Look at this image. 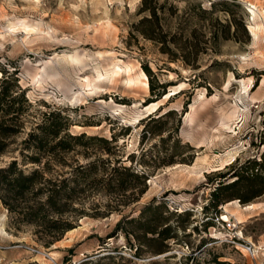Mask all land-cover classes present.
<instances>
[{
	"label": "rangeland",
	"instance_id": "obj_1",
	"mask_svg": "<svg viewBox=\"0 0 264 264\" xmlns=\"http://www.w3.org/2000/svg\"><path fill=\"white\" fill-rule=\"evenodd\" d=\"M155 1L168 42L175 36L180 46H197L192 67L177 45L163 53L134 32L148 16L139 14L141 0H0V69L16 73L32 106L0 168L17 160L25 171L43 169L46 160L22 162L21 144L36 115L55 111L68 118L71 135L85 138L64 164L50 161L45 176L60 182L76 164L99 161L80 181L78 211L64 217L73 229L49 246L33 226H16L0 201V264H264V252L253 260L239 245L264 247V194L242 224L227 212L238 200L217 215L211 206L219 185L264 157V0ZM119 166L145 185L107 187ZM155 216L176 236L161 253L146 231Z\"/></svg>",
	"mask_w": 264,
	"mask_h": 264
},
{
	"label": "trees",
	"instance_id": "obj_2",
	"mask_svg": "<svg viewBox=\"0 0 264 264\" xmlns=\"http://www.w3.org/2000/svg\"><path fill=\"white\" fill-rule=\"evenodd\" d=\"M219 5L226 6L223 1ZM212 8L216 4L211 5ZM164 11L155 0H141L139 14L147 13L148 16L142 17L133 30L142 38L153 41L161 45L163 53H170L167 43L177 45L182 53L181 60L187 66L192 67L196 59V45H181L176 37L168 42L167 35L164 34V22L160 13ZM207 14L205 10H201ZM228 12V10L226 11ZM211 41L215 43L218 34H211ZM223 39H227L226 37ZM208 44V43H207ZM192 57V58H191ZM149 74V69L144 67ZM0 157L8 154L13 145V139L22 132L26 120H28L31 104L25 98L24 91L18 85L16 73L0 69ZM163 88V87H162ZM155 88L150 86L153 93ZM160 96V94H159ZM61 112L41 113L35 128L28 134L26 140L22 142L23 149L21 155L22 162H28L40 166L46 160L43 169H32L25 171L20 168L17 160L11 161L7 166L0 168V201L10 214L15 216L14 224L31 225L34 227V236L37 241L46 246L59 241L63 235L73 229V225L65 216L77 212L73 208L76 201V194L81 189L80 181L87 180L88 177L96 174L99 170L98 162L89 163L86 166L76 164L72 168L71 174L62 181H53L45 176L44 170L50 161L63 163L62 157L73 152L77 146H83L81 141L84 135L74 136L68 132L69 120L61 116ZM34 116V117H36ZM89 141H96L102 145H109L110 141L103 138L90 137ZM24 151H32L33 154H25ZM249 163V162H248ZM64 164V163H63ZM101 172L106 174L109 169L101 161ZM114 174L107 178V187L113 186L118 191L130 189L133 180L142 179L126 167L112 168ZM120 171V172H119ZM232 178H236L229 184H221L212 193L211 206L215 214L219 213L218 207L223 203L238 200L241 204H251V202L264 194V157L258 162L254 161L249 165L239 167ZM124 205V204H123ZM209 206L205 207L207 210ZM150 208H146L149 210ZM159 208H154L158 212ZM145 210L141 213L143 214ZM152 226H147V233L156 235L153 242H158L157 251L162 252L163 242L174 239L171 227L167 223L162 224L160 218L154 217ZM162 224V225H161ZM121 222L117 224L119 228Z\"/></svg>",
	"mask_w": 264,
	"mask_h": 264
},
{
	"label": "bare ground",
	"instance_id": "obj_3",
	"mask_svg": "<svg viewBox=\"0 0 264 264\" xmlns=\"http://www.w3.org/2000/svg\"><path fill=\"white\" fill-rule=\"evenodd\" d=\"M227 206H235V209L233 211L230 212L229 210H227V212L228 213H231V215L233 217H236V219H237V221H238L239 224L244 223L243 213L246 212V213L252 214V213H254V212H256L257 210L260 209V205H257V204H249V205H246V206H241L238 203V201L232 202V203L228 204ZM222 220L228 221L229 220L228 215H223L222 216Z\"/></svg>",
	"mask_w": 264,
	"mask_h": 264
},
{
	"label": "built area",
	"instance_id": "obj_4",
	"mask_svg": "<svg viewBox=\"0 0 264 264\" xmlns=\"http://www.w3.org/2000/svg\"><path fill=\"white\" fill-rule=\"evenodd\" d=\"M222 221L227 224V228H230V225H232L233 228L235 227L234 223L231 224L229 222L232 220H228V221L222 220ZM239 245L242 248V250L253 260H256L258 256L264 252V247L262 248L259 246H255L254 244L251 243H245L239 241Z\"/></svg>",
	"mask_w": 264,
	"mask_h": 264
}]
</instances>
